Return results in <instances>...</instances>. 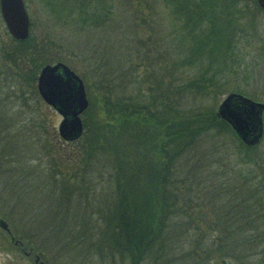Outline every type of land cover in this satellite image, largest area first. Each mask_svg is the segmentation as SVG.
I'll return each mask as SVG.
<instances>
[{
  "label": "trees",
  "instance_id": "16d2710c",
  "mask_svg": "<svg viewBox=\"0 0 264 264\" xmlns=\"http://www.w3.org/2000/svg\"><path fill=\"white\" fill-rule=\"evenodd\" d=\"M252 1L262 9L256 0ZM200 4L197 15V7L177 12L181 26L189 27V34L211 21L212 10ZM233 9L236 21L237 11ZM97 14L107 16V11ZM234 31L230 37L222 30L216 31L206 41L210 43L213 37L226 46L234 39ZM184 37L183 34L180 40ZM10 39L5 54L29 63L26 80H35L39 67L53 61L43 54V46L31 33L25 39L12 35ZM206 41L196 38L188 54L177 62L179 67L194 66L201 71L175 89L154 93L134 89L127 96L104 92L103 105L96 111L90 107L88 96L82 135L74 140L63 139L79 143L78 151H74L73 171L56 169L51 176L39 173L35 167L28 171L29 165L17 168L16 175L20 176L8 183L13 180L25 186L28 179L37 198L44 194L41 201L54 205L48 219L52 226V220L63 213L64 201L67 206L80 203L75 192L82 194L84 189L88 196L93 185V189L106 190L102 200L97 203L93 197L86 208L85 213L90 210L87 220H83L81 211L78 215L73 211L82 218L72 219V223L59 218L55 223L52 230L64 232L62 239L67 243L75 247L73 240L86 242L101 256L105 251L110 258L119 254L120 264H150L149 257L154 260L152 264H168L171 260L181 264H248L247 258L253 255L258 257L255 264H264V143L242 142L215 113L214 106L186 103L188 94L195 98L210 94L205 86L212 87L214 96L221 91L213 89L219 86L216 73L221 67L207 75L208 68L214 65L199 63L198 54ZM5 135L10 144L19 142L30 147L22 127ZM215 148L225 156L223 162L213 157ZM45 150L50 152L52 148ZM22 155L17 154L19 162ZM62 160V166L71 162L67 155ZM30 186L29 183L27 187ZM40 206L41 202H35L28 212L14 214L24 228L21 233L10 226L14 236V231L20 233L25 246H33L36 251L39 242L25 233L41 228ZM68 212L73 214L72 210Z\"/></svg>",
  "mask_w": 264,
  "mask_h": 264
},
{
  "label": "rangeland",
  "instance_id": "374dc122",
  "mask_svg": "<svg viewBox=\"0 0 264 264\" xmlns=\"http://www.w3.org/2000/svg\"><path fill=\"white\" fill-rule=\"evenodd\" d=\"M24 2L30 18V33L43 46V54L47 55L49 60L53 59L49 62L56 60L66 62L82 77L93 111L103 105L104 92L127 96L134 89H145L148 92L150 89L154 93L175 89L182 82L190 81L201 70L188 65L179 67L177 63L179 59L188 54L196 38L206 41L219 30L224 31L226 37H230L232 29H235V37L233 35L234 39L228 45L221 46L217 38L210 37V43L206 41L198 54L200 64L214 65L211 69L208 68L207 75L221 67L220 72L216 73L219 86L213 88L221 91L215 92L214 96L210 90L212 87L205 86L210 94L197 95L196 98L188 94L185 97L186 103H198L207 108L214 106L216 113L219 102L229 91H239L264 101V9L258 8L252 0H24ZM199 3L203 9L212 10L209 12L211 21L201 24L199 26L202 28L201 31L196 27L189 34V27L181 26L177 12L197 7L194 9L197 15L201 10L198 7ZM231 8L237 11L236 21ZM106 11L107 16L97 17V13ZM102 17L106 20L102 21ZM209 29L214 30L213 34L209 33ZM183 34L185 37L180 40ZM192 35H195L194 41ZM10 37L0 13V216L21 233L24 228L18 219H14V214L19 216L22 210L28 212L32 203L40 205L41 202L42 207L40 206L38 211L41 228L25 234L39 242L37 252L41 254L45 264H120L122 257L119 254L110 258L105 256L104 251L101 256L97 248L75 240L74 247L67 243L66 239H62L64 232L52 230L55 223L60 221L59 218L70 223L72 219H81L82 216H77L80 211L85 215L83 220H87L90 210L85 213L86 208L91 205L93 197L97 203L99 199L102 200L105 197V189L101 187L93 189L92 184V191L88 196L85 195L84 189L82 194L80 191H74V197L80 203L77 202V206H67L64 201L63 213L52 220L54 222L52 226L48 219L52 215L54 205L41 201L46 197L44 194L37 198L34 186L28 179L25 183H30V187H27L28 184L25 186L15 184L13 180L12 183H8L14 177L20 176L16 175L17 168L27 165L30 166L26 168L28 171L35 167L39 173L51 176L56 169L67 168V172L73 171L76 167L74 151H78L79 147L77 142L61 139L58 123L62 116L40 96L37 89L39 70L35 80H26L29 63H24L20 59L14 60L5 54L11 44ZM89 103L88 99V105ZM84 111L81 113L82 119L85 116ZM17 127H22L27 132L26 139L30 147L19 142L8 143L5 134ZM3 136L6 139H3ZM259 142L264 143V129ZM46 148L52 150L49 152L45 150ZM211 153L219 163L225 160V156L218 154L216 148ZM17 154H24L20 157H23L22 161L19 162ZM63 155H67L71 161L69 165H63L68 167L59 164L63 161ZM56 163L58 165H55ZM68 210H72V213L77 211V215L69 214ZM24 227L28 226L24 224ZM14 234L15 238H19L17 232L14 231ZM16 245L9 233L0 227V264H34L33 256H27ZM259 257L262 255L259 254ZM256 258L258 257L254 255L248 257L247 263L255 264ZM148 261L150 264L154 262L152 257H149ZM168 264L181 263L171 260ZM232 264L243 263L236 261Z\"/></svg>",
  "mask_w": 264,
  "mask_h": 264
},
{
  "label": "water",
  "instance_id": "95a60500",
  "mask_svg": "<svg viewBox=\"0 0 264 264\" xmlns=\"http://www.w3.org/2000/svg\"><path fill=\"white\" fill-rule=\"evenodd\" d=\"M264 9V0H256ZM0 13L10 35L25 39L30 32V18L24 0H0ZM37 89L42 99L62 118L58 132L64 140H74L82 135L81 113L88 106L85 84L82 77L66 62L57 60L44 63L38 72ZM264 101L257 100L239 91H229L216 108V114L224 119L241 139L248 145L258 143L263 136ZM0 227L7 231L15 242L8 221L0 216ZM34 247L25 249L30 254ZM34 264H45L40 253L35 250Z\"/></svg>",
  "mask_w": 264,
  "mask_h": 264
},
{
  "label": "flooded vegetation",
  "instance_id": "af4514ba",
  "mask_svg": "<svg viewBox=\"0 0 264 264\" xmlns=\"http://www.w3.org/2000/svg\"><path fill=\"white\" fill-rule=\"evenodd\" d=\"M84 19L86 20L87 17H85ZM104 20H106V19L102 17V21H104ZM96 21H98V20H96ZM102 21H101V22H102ZM99 23H100V22H98V24H99ZM11 240H12V239H11ZM20 240H21V239H20ZM12 242H13L15 245L17 244V245L20 247L21 251H22L24 254H25V252H24L25 249H29L30 247H33V246H27V247H26L25 244H24V242H23L22 240H21V242H17V243H15V242L12 240ZM17 245H16V246H17ZM26 255H27V256H28V255H32V256H33V261H34L35 249H33V250L31 251L30 254H26ZM40 255H41V254H40Z\"/></svg>",
  "mask_w": 264,
  "mask_h": 264
}]
</instances>
